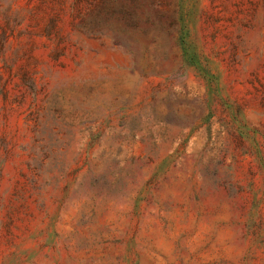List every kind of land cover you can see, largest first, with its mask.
<instances>
[{
  "label": "rangeland",
  "instance_id": "obj_1",
  "mask_svg": "<svg viewBox=\"0 0 264 264\" xmlns=\"http://www.w3.org/2000/svg\"><path fill=\"white\" fill-rule=\"evenodd\" d=\"M0 264H264V0H0Z\"/></svg>",
  "mask_w": 264,
  "mask_h": 264
}]
</instances>
